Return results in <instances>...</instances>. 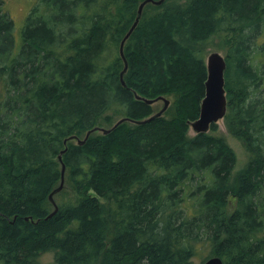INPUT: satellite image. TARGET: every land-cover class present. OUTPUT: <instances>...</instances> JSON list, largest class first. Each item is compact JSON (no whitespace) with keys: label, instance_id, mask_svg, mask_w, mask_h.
I'll use <instances>...</instances> for the list:
<instances>
[{"label":"trees","instance_id":"1","mask_svg":"<svg viewBox=\"0 0 264 264\" xmlns=\"http://www.w3.org/2000/svg\"><path fill=\"white\" fill-rule=\"evenodd\" d=\"M37 1L16 30L0 0V264H264V0L147 3L124 83L143 0ZM216 35L237 172L216 123L189 134ZM137 95L175 99L137 123L158 111Z\"/></svg>","mask_w":264,"mask_h":264},{"label":"water","instance_id":"2","mask_svg":"<svg viewBox=\"0 0 264 264\" xmlns=\"http://www.w3.org/2000/svg\"><path fill=\"white\" fill-rule=\"evenodd\" d=\"M164 0H143L137 10L136 18L126 33L125 37L123 38L121 45H120V52L124 59L125 66L123 70L121 71V79L124 83L123 75L125 71L128 68V63L126 60V57L124 55V43L126 39L129 37L131 32L134 30L136 25L138 24L141 15L143 13V9L145 5L149 2L155 3V4H161ZM207 63V79L205 81V96L203 97L201 101V109L199 117L193 121H190V127L194 131V133L199 132H208L210 130V127L213 123H217L220 119H223L227 113L228 109V98H227V91H226V69H227V61L223 54H221L219 51H212L208 54L206 58ZM137 98L144 99L148 103H154L158 100H163L164 105L161 109H159L157 112H155L153 115L142 119V120H134L129 117H122L119 120L116 121V123L112 127H103V126H97L87 131L84 138H79L77 135H72L70 139L77 140L78 143L82 144L85 142V140L88 138V136L94 132V131H102L103 133H107L111 131L113 128L117 127L121 122L125 121L126 119H131L134 122L137 123H143L146 121H149L152 118H155L157 116H161L169 107L170 100L166 96H158L154 99L145 98L137 95ZM65 143H67V139L65 140ZM67 149L64 148L61 153L59 154V159L62 161V154ZM64 174H65V165L62 164V182L61 185L55 188L51 194L50 199L55 205V210L49 215L51 216L54 214L58 208L57 203L54 199V194L61 190L64 183ZM204 264H223V260L219 256H212L208 258Z\"/></svg>","mask_w":264,"mask_h":264},{"label":"rangeland","instance_id":"3","mask_svg":"<svg viewBox=\"0 0 264 264\" xmlns=\"http://www.w3.org/2000/svg\"><path fill=\"white\" fill-rule=\"evenodd\" d=\"M2 1V6L3 10L8 12L13 19L15 20V27L16 30L23 26V23L25 21L26 15L31 11V9L38 5L37 0H1ZM18 32V31H17ZM264 37L259 39V42L263 41ZM229 45L224 42V35H216L211 39V44L208 47V52L207 56L210 52L212 51H219L221 54L226 55L227 50H228ZM206 56V58H207ZM4 85L3 81L0 78V92L3 90ZM257 96H261L262 98L264 97V83L262 86V89L257 91ZM170 101H173L175 98L173 95L167 96ZM171 103V102H170ZM155 106L156 110H159L163 107L164 101L163 100H158L153 103ZM166 114V113H165ZM166 116H170V114H166ZM217 129L220 131L227 139L229 145L234 149L236 155H237V162L234 167V171L237 172L241 170L247 163L249 159V153L246 147L244 146V143L241 139L237 138L234 136L228 129V126L226 124L225 118L220 119L217 123ZM189 134L193 135L194 131L190 127L189 129ZM102 201H104L103 198H100ZM210 258L208 255V250L207 248H204L201 252L200 255H197L195 257V263L196 264H204L205 261ZM212 257V256H211ZM52 254L49 253L46 255V259H51ZM203 258L205 259L202 263Z\"/></svg>","mask_w":264,"mask_h":264},{"label":"bare ground","instance_id":"4","mask_svg":"<svg viewBox=\"0 0 264 264\" xmlns=\"http://www.w3.org/2000/svg\"><path fill=\"white\" fill-rule=\"evenodd\" d=\"M164 114V113H163Z\"/></svg>","mask_w":264,"mask_h":264}]
</instances>
